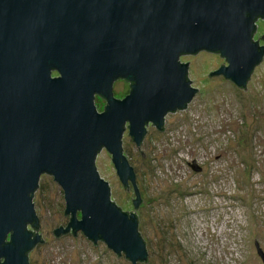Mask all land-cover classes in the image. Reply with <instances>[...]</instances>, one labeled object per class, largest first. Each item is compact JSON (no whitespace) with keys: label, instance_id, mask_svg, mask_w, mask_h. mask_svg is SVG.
<instances>
[{"label":"water","instance_id":"1","mask_svg":"<svg viewBox=\"0 0 264 264\" xmlns=\"http://www.w3.org/2000/svg\"><path fill=\"white\" fill-rule=\"evenodd\" d=\"M259 18L264 0H0V264H29L27 254L43 242L27 230L38 223L32 197L43 175L62 190L69 216L55 238L80 232L131 264L146 261L124 131L143 155L146 124L161 130L192 101L197 90L182 56L218 54L227 66L209 78L246 91L264 57L252 39ZM119 79L131 83L121 101L112 95ZM98 96L107 103L102 113ZM102 150L122 190L133 188L130 215L111 203L95 168ZM192 169L201 171L195 162Z\"/></svg>","mask_w":264,"mask_h":264},{"label":"rangeland","instance_id":"2","mask_svg":"<svg viewBox=\"0 0 264 264\" xmlns=\"http://www.w3.org/2000/svg\"><path fill=\"white\" fill-rule=\"evenodd\" d=\"M255 26L257 41L264 20ZM180 63H188V80L197 90L192 101L165 117L162 133L148 128L139 146L143 155L127 129L121 141L140 197L135 215L148 256L141 264H263L257 247L264 254V57L246 91L221 76L209 78L227 66L218 54L183 56ZM113 91L120 99L127 87L116 83ZM94 105L98 113L105 106L96 99ZM194 161L201 171H193ZM95 168L111 203L132 214L133 188L122 190L105 150ZM32 204L43 242L29 253L30 264H131L80 232L54 237L69 216L51 176H41Z\"/></svg>","mask_w":264,"mask_h":264},{"label":"flooded vegetation","instance_id":"3","mask_svg":"<svg viewBox=\"0 0 264 264\" xmlns=\"http://www.w3.org/2000/svg\"><path fill=\"white\" fill-rule=\"evenodd\" d=\"M263 39V42H261L260 43V41H256V39L254 40L253 39V41L254 42H257L258 43V45L259 46H264V38H262ZM183 57V56H182ZM58 77V74L55 72V71H52L51 72V78H57ZM218 77V76H217ZM119 81H123L125 84H126V86H127V94L125 95V96H122L120 99L119 98H116L115 96H114V91H113V89H114V85L116 84V83H118ZM130 87H131V83H129L128 81H126V80H121V79H119V80H117V81H115L114 83H113V85H112V95H113V98L114 99H116V100H119V101H121V100H123L126 96H128V94H129V92H130ZM245 89V88H244ZM96 97V96H95ZM99 97V96H98ZM101 100H103L104 101V103H105V106H104V109H105V107H106V105H107V103H106V101L103 99V98H101V97H99ZM104 109H103V111H104ZM102 111V112H103ZM102 112H99V113H102ZM177 112V111H176ZM176 112H174V113H170V114H168V115H171V114H175ZM153 127L154 129H156V131L157 132H159V133H162L163 131H164V124H163V126H162V128H161V130H158L157 128H156V126H154V125H152L151 123H149V124H146V126H145V135L144 136H146L147 135V132H148V128L149 127ZM127 129V128H126ZM195 162V161H194ZM195 164H196V162H195ZM197 166V165H196ZM199 167V166H198ZM200 168V167H199ZM201 169V168H200ZM202 170V169H201ZM127 188V187H126ZM75 235V233L74 234H71V232H68V233H66V234H64V235H62V236H65V235ZM61 236V235H60ZM41 242H42V240H41ZM91 242V241H90ZM92 243V242H91ZM97 243H103L102 241H98ZM97 243H92V244H97ZM41 244V243H40ZM40 244H38V245H40ZM37 245V246H38ZM30 253V252H29ZM29 253H28V255H29ZM28 257V256H27ZM28 263H29V259H28ZM30 264V263H29Z\"/></svg>","mask_w":264,"mask_h":264},{"label":"trees","instance_id":"4","mask_svg":"<svg viewBox=\"0 0 264 264\" xmlns=\"http://www.w3.org/2000/svg\"><path fill=\"white\" fill-rule=\"evenodd\" d=\"M258 20H260V19H257L256 21H255V23L258 21ZM256 31V30H255ZM255 31H254V33H255ZM254 33H253V35H254ZM253 37V36H252ZM240 90H243V89H240ZM34 195V194H33ZM123 212V211H122ZM124 213H126V214H129L130 215V213L129 212H124ZM135 215V214H134ZM135 218H136V220H137V222H138V217L135 215ZM31 228L30 230H28V231H30L32 234H33V236L34 235H36V234H38L37 232H38V229H39V225H38V223H36V225H28L27 226V228ZM71 234H74V233H72L71 232ZM140 235V234H139ZM145 243V242H144ZM123 255V254H122ZM27 256H28V254H27ZM124 256V255H123ZM147 262V259H146V261H144V262H141V263H146ZM141 263H137V264H141Z\"/></svg>","mask_w":264,"mask_h":264}]
</instances>
